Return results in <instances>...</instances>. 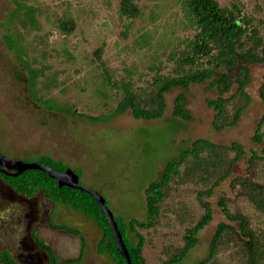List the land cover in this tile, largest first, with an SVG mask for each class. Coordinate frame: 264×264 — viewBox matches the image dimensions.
Wrapping results in <instances>:
<instances>
[{"label":"rangeland","instance_id":"obj_1","mask_svg":"<svg viewBox=\"0 0 264 264\" xmlns=\"http://www.w3.org/2000/svg\"><path fill=\"white\" fill-rule=\"evenodd\" d=\"M136 1L142 15L126 27L128 20H121L118 12L120 0H26L39 7V26L20 27L27 57L34 65L45 66V75L37 83L39 95L73 109L66 113L34 101L27 83L17 78L16 71L25 76L27 73L4 39L10 30L4 22L15 5L12 0H0V151L27 162L38 161L42 155L62 160L80 175L83 185L104 196L114 215L144 220L146 188L160 177L165 164L178 158L195 139L207 138L219 144L240 141L247 156L235 164L232 175L210 197H205L213 207L212 221L200 231L198 244L183 260L174 263L199 264L207 256L218 223L237 225L225 217L218 205L220 197H226L232 211L245 215L251 227H264V213L253 206L240 184L233 183L234 178L245 176L264 187L262 162L247 171L250 151L264 147V142L252 140L264 110L259 96L264 64L252 68L249 91L253 101L234 127L214 129L215 112L207 100L215 98L217 90L209 88L207 82L192 84L188 90L173 87L165 94L167 107L159 119H137L127 110L109 121L94 123L82 115L109 113L119 101L95 60L96 49L103 46V59L115 78L131 71L135 82L144 84L150 66L165 60L170 50L182 46L183 39L194 32L181 0ZM218 1L225 7L237 4L264 31V0ZM12 16L17 17L12 19L14 22L21 18ZM66 18L73 21L69 32L59 27L60 20ZM170 69L169 64L163 72ZM180 92L186 93L187 107L194 115L192 121L173 114L174 99ZM206 187L192 182L170 183L161 204L162 213L156 218L158 224L141 229L147 238L144 255L148 264H160L165 243L184 245L186 228L205 211L198 192ZM50 217L85 235L83 258L74 264H116L108 255L97 252L102 230L93 219L70 206H55L45 196L22 198L0 176V251L9 250L18 264H48L45 253L30 236L31 227L39 222L41 234L54 245L61 260L78 256L79 237L50 227ZM211 264L241 263L232 260L228 251H222Z\"/></svg>","mask_w":264,"mask_h":264},{"label":"trees","instance_id":"obj_2","mask_svg":"<svg viewBox=\"0 0 264 264\" xmlns=\"http://www.w3.org/2000/svg\"><path fill=\"white\" fill-rule=\"evenodd\" d=\"M12 1L15 6L4 22L10 30L4 35V39L8 48L15 53L21 69L26 70L27 76L22 71H16L17 78L27 83L34 101L40 102L50 110L72 113V108L39 95L40 88L37 83L39 77L45 75V66L34 65V61L27 57V51L22 44L20 27L26 29L39 26L37 18L39 7L27 4L26 0ZM181 3L184 15L194 32L183 39L182 46L170 50L165 60L160 59L150 66L149 76L144 79V84H137L131 71L120 78H115L103 59V46L94 51L95 60L103 69L104 80L119 95V101L109 113L82 116L94 123L106 122L130 110L137 119H159L167 107L165 94L173 87L188 90L192 84L207 82L209 88L217 90V96L207 100L215 112L212 122L214 129L222 131L239 123L253 101L249 91L253 77L252 68L264 64V31L254 24L252 17L245 14L237 4L225 7L221 6L218 0H181ZM118 12L121 20H128L126 27L142 15V9L136 0H120ZM12 14L21 18L14 22L12 19L17 17ZM72 23V19H61L59 27L69 32ZM169 64L170 71L163 72L164 67H168ZM259 96L264 105V74ZM187 103L186 93L180 92L174 99L173 114L184 121H192L194 115L187 107ZM252 140L258 144L264 142V110L257 122ZM247 154L240 141L219 144L200 137L195 139L191 147L185 149L178 158L166 163L160 177L146 188L147 218L125 219L114 215L132 263L148 264L144 255L147 238L141 229L148 230L158 224L156 218L162 213L161 204L172 181L207 186L198 192L205 211L196 222L186 228L184 245L178 247L165 243L162 247L163 257L160 264H174L183 260L189 250L198 244L200 231L213 219L212 204L205 200V197H210L214 189L232 175L235 164ZM38 161L58 171L69 168L62 160L48 155L40 156ZM256 162H262L264 170V147L260 151H250L248 172ZM0 176L3 182L22 198L35 199L37 196H45L55 206L57 204L70 206L93 219L102 230L97 252L108 255L116 264H127L126 258L118 250V243L107 215L91 193L68 185L60 186L48 172L38 168L26 169L18 175L0 172ZM233 183L240 184L253 206L264 213L262 185L251 182L245 176L234 178ZM218 205L225 217L237 225L225 221L218 223L210 240L207 256L200 259L199 264H211L222 251H228L230 258L241 264H264V227H251L245 215L231 210L225 196L219 198ZM48 223L55 230L67 231L70 235L79 237L81 242L78 256L61 260L54 245L41 234L39 222H36L31 227L30 236L34 244L45 253L48 264L79 263L86 248L83 232L67 224L56 223L51 217ZM0 264L18 262L9 250H2Z\"/></svg>","mask_w":264,"mask_h":264},{"label":"water","instance_id":"obj_3","mask_svg":"<svg viewBox=\"0 0 264 264\" xmlns=\"http://www.w3.org/2000/svg\"><path fill=\"white\" fill-rule=\"evenodd\" d=\"M35 168L42 169L48 172L51 177H54L58 181L60 186L68 185V186L80 188L82 190L91 193L95 197V199L97 200V202L99 203L105 214L107 215L109 224L114 232L115 238L118 243V250L126 258L127 264H133L128 249L126 247V244L123 240L122 234L119 230L114 213L110 210V208L106 204V200L104 196L97 190H94L92 188H89L81 184L79 175L71 167L67 168L65 171H58L53 167H51L50 165H47L46 163L40 161L27 162L23 160L12 159L0 152V172L2 173L8 175H18L23 171H25L26 169H35Z\"/></svg>","mask_w":264,"mask_h":264},{"label":"flooded vegetation","instance_id":"obj_4","mask_svg":"<svg viewBox=\"0 0 264 264\" xmlns=\"http://www.w3.org/2000/svg\"><path fill=\"white\" fill-rule=\"evenodd\" d=\"M1 152V151H0Z\"/></svg>","mask_w":264,"mask_h":264}]
</instances>
